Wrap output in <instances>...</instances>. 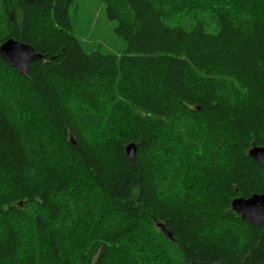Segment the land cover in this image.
Returning <instances> with one entry per match:
<instances>
[{"label":"trees","instance_id":"1","mask_svg":"<svg viewBox=\"0 0 264 264\" xmlns=\"http://www.w3.org/2000/svg\"><path fill=\"white\" fill-rule=\"evenodd\" d=\"M100 1L0 0V264H264V0Z\"/></svg>","mask_w":264,"mask_h":264},{"label":"water","instance_id":"2","mask_svg":"<svg viewBox=\"0 0 264 264\" xmlns=\"http://www.w3.org/2000/svg\"><path fill=\"white\" fill-rule=\"evenodd\" d=\"M0 54L11 67L17 68L25 76L28 75V70L33 63L43 59V56L37 54L32 47L14 39H9L3 43L0 48ZM135 152L134 144L127 147V153L130 158H133ZM249 155L264 167V147L252 148ZM232 207L249 224L253 226L264 225V194L254 195L248 199H235ZM161 228H163L164 233L168 237H172L164 227Z\"/></svg>","mask_w":264,"mask_h":264},{"label":"rangeland","instance_id":"3","mask_svg":"<svg viewBox=\"0 0 264 264\" xmlns=\"http://www.w3.org/2000/svg\"><path fill=\"white\" fill-rule=\"evenodd\" d=\"M103 8L100 0H79V14L88 30L87 38L83 40L87 41L90 46H99L107 51L120 53L124 51L126 44L114 35L115 24L109 22L104 16ZM77 35H81V33L77 32ZM160 230L162 231L161 228ZM172 255L177 263L181 264L179 256L176 257L173 252Z\"/></svg>","mask_w":264,"mask_h":264}]
</instances>
